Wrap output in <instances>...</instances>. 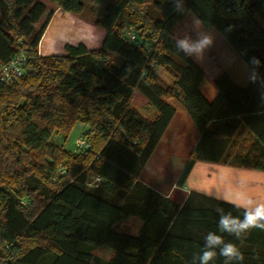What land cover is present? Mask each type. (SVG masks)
<instances>
[{
    "label": "trees",
    "instance_id": "trees-1",
    "mask_svg": "<svg viewBox=\"0 0 264 264\" xmlns=\"http://www.w3.org/2000/svg\"><path fill=\"white\" fill-rule=\"evenodd\" d=\"M89 1L0 0V65L19 47L27 56L18 81L0 82V264H94L97 247L114 254L104 264H194L207 232L221 234L216 209L241 218L243 211L196 192L179 205L139 176L176 107L198 135L177 186L199 160L264 171V0H182V12L172 0ZM45 2L72 13L87 7L105 32L100 49L65 44L63 54H39L52 17L39 27ZM189 13L222 36L255 82L239 85L223 74L218 96H203V71L175 46L174 29ZM130 25L136 44L122 38ZM136 90L155 114L132 107ZM77 123L87 128L75 138L84 139L82 148L52 142ZM129 216L142 221L136 236L122 231ZM221 235L240 248L242 264H264V230ZM212 264L226 261L217 255Z\"/></svg>",
    "mask_w": 264,
    "mask_h": 264
},
{
    "label": "rangeland",
    "instance_id": "rangeland-1",
    "mask_svg": "<svg viewBox=\"0 0 264 264\" xmlns=\"http://www.w3.org/2000/svg\"><path fill=\"white\" fill-rule=\"evenodd\" d=\"M87 2H90L87 0ZM46 3L47 12L40 21V26L45 22L47 14L53 13L56 9L53 5ZM149 7V12L153 17L161 15L159 11L153 12ZM196 17L189 13L174 29L175 36L178 33L191 32L195 37V24ZM200 31L209 34L213 38L212 45L205 51L203 57L200 59H194L188 57L193 64H195L204 73V79L200 85V92L203 96L209 100H214L219 91L215 85V81L223 74L229 75L234 80H237L239 84L247 83L253 76L251 70L238 58L237 54L231 48V46L222 38V36L216 30H205L201 23L197 26ZM104 30L98 26L96 19L92 16L90 10L86 7L80 13H72L66 11L56 12L51 20L50 27L43 35L39 46L38 52L41 55L48 54H63L65 44L77 45L78 43H84L90 50L100 49L102 40L104 38ZM157 76L164 83H172L173 79L164 72L160 66L154 68ZM133 108L139 110L142 114L151 116L156 112V109L148 102V100L139 92L135 91L131 102ZM181 108H179L175 122L172 124L180 123L176 136L174 137V147L166 141L162 142V151H168L165 157L172 155L175 163L182 162V160H188L192 152L193 144L196 139V130L193 128L189 120L184 121L181 118ZM86 126L82 123H77L73 131L68 138L63 135H54L52 142L58 147L64 149H71L74 146V140L78 136L86 131ZM170 134L167 133V138ZM172 137V136H171ZM243 141V140H242ZM237 143V136L233 139V143ZM251 138L247 137L241 144L242 148H246L250 145ZM174 148V149H173ZM186 164V162H185ZM184 164V166H185ZM183 166V168H184Z\"/></svg>",
    "mask_w": 264,
    "mask_h": 264
},
{
    "label": "crops",
    "instance_id": "crops-1",
    "mask_svg": "<svg viewBox=\"0 0 264 264\" xmlns=\"http://www.w3.org/2000/svg\"><path fill=\"white\" fill-rule=\"evenodd\" d=\"M54 10L55 11L52 13V17L44 34L50 27L51 20L55 13L60 12L58 9ZM232 80L239 84L237 80H234L233 78ZM176 108L177 114L179 107ZM181 112L182 120L187 122L189 119L185 117L182 110ZM153 114L155 113L153 112ZM176 114L143 168L139 176L141 182L179 205L184 204L190 192H196L207 198L218 200L229 205L232 204L226 202V200L234 198L240 200L247 198H264V171L239 167L224 162L197 161L190 171L184 186H177V178L181 173L186 160H182L180 164H177L172 155L165 157L168 151H162L161 149V144L164 141L168 143L167 145L170 144L174 147V137L176 136L180 123L183 122L180 121L178 124L176 123L172 126L175 122ZM167 133L170 134L169 138H167ZM197 141L198 135L196 134L192 149H194ZM141 226L142 221L140 219L129 216L122 223V231L126 234L136 236ZM92 254L95 257L94 264H104L114 256L112 251L104 247L95 248L92 251Z\"/></svg>",
    "mask_w": 264,
    "mask_h": 264
},
{
    "label": "clouds",
    "instance_id": "clouds-1",
    "mask_svg": "<svg viewBox=\"0 0 264 264\" xmlns=\"http://www.w3.org/2000/svg\"><path fill=\"white\" fill-rule=\"evenodd\" d=\"M172 3L174 10L177 12L184 10L182 0L179 4H177V0H172ZM194 24L195 37H193L191 32L178 33L174 37L175 46L186 56L200 59L212 45L213 38L211 35L199 30L197 26L200 24V21L197 18L194 20ZM252 63L259 66L260 61L257 58H253ZM252 79L255 82V73ZM226 202L232 204L237 209H241L243 216L241 218L240 216L233 215L231 212H225L223 208L216 209L219 214L217 224L219 233H227L239 239L242 234L252 229L264 230V198H247L244 200L234 198L226 200ZM221 234L215 231L207 232L203 237L204 245L201 252L193 257L194 264L196 262L198 264H212L217 255L224 257L226 264H242L244 255L240 248L235 243L226 242L224 236Z\"/></svg>",
    "mask_w": 264,
    "mask_h": 264
},
{
    "label": "built area",
    "instance_id": "built-area-1",
    "mask_svg": "<svg viewBox=\"0 0 264 264\" xmlns=\"http://www.w3.org/2000/svg\"><path fill=\"white\" fill-rule=\"evenodd\" d=\"M122 38L129 44H136L138 38L137 29L134 26H127L122 31ZM20 44L22 42L20 41ZM151 47L148 48L150 50ZM27 56L24 49L19 47L14 57L7 63L0 65V82L5 85H11L19 80L24 71V65L26 64ZM76 148L79 150L85 145V141L82 138L75 140ZM100 177L94 178V183L99 182Z\"/></svg>",
    "mask_w": 264,
    "mask_h": 264
}]
</instances>
